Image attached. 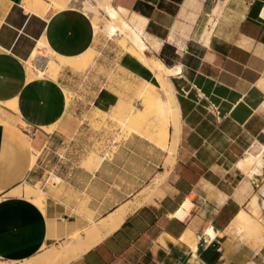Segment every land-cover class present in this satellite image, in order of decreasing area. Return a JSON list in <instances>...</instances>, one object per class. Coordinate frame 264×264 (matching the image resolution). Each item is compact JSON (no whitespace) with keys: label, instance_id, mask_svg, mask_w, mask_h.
I'll list each match as a JSON object with an SVG mask.
<instances>
[{"label":"crops","instance_id":"0c3cea01","mask_svg":"<svg viewBox=\"0 0 264 264\" xmlns=\"http://www.w3.org/2000/svg\"><path fill=\"white\" fill-rule=\"evenodd\" d=\"M23 1L0 0V106L9 114L0 113V260L5 263L38 256L78 226L67 213V187L62 196L46 191L45 211L24 193L14 194L37 174L38 162L31 169L33 156L45 147L39 133L56 127L47 139L57 138V126L68 111L60 83L50 78L28 81L26 63L36 58L41 42L47 44L42 58L52 52L78 57L94 44V26L83 11L55 13L31 4L33 11L28 12ZM221 3L206 46L201 36ZM112 5L139 35L161 44V50L170 42L182 49L183 39L193 35L202 53L187 78L181 65L167 66L159 58L167 67H180L173 78H185L188 84L177 98L186 133L173 182L163 185L158 203L154 194L148 202L154 205L137 210L79 264H264V245L253 248V241L235 231L241 212L255 222L264 220V192L256 194L252 187L264 172L252 179L235 167L246 151L242 134L264 143V0H112ZM130 64L139 75L150 76L132 59ZM99 102L108 105L105 98ZM106 162L94 173L77 167L79 171L67 175H92V182L104 175ZM67 181L73 194L87 190L71 177ZM255 196L258 217L249 206ZM189 198L193 209L188 217L175 218ZM187 230L199 238L195 254L182 243Z\"/></svg>","mask_w":264,"mask_h":264},{"label":"rangeland","instance_id":"374dc122","mask_svg":"<svg viewBox=\"0 0 264 264\" xmlns=\"http://www.w3.org/2000/svg\"><path fill=\"white\" fill-rule=\"evenodd\" d=\"M26 1L29 5L35 4L36 7L46 6L51 11V0ZM80 1L68 9L83 11L92 22V14L85 11L84 5L95 8L96 1ZM219 6H224V3L217 5L216 8ZM211 16L213 18L217 15L211 14ZM105 18L103 17V22ZM103 22L98 30L94 28L93 31L94 44L91 50L94 51V59L91 65L80 72L62 67L55 78L63 90L67 89L71 92V102L67 106L65 119L57 126L59 131L57 138L48 141L49 133L43 131L39 133L43 136L45 147L39 150L40 154L37 155V174L32 181L23 185L41 191L44 194V200L47 197L46 191L56 192L57 195L62 196L67 187V213L71 216V220L78 222V226H75L73 231H68L64 239L45 248L64 244L71 238V235L97 224L121 204L139 199L147 192H153L156 198L154 200L158 203L163 196V185L173 182L171 174L175 170L173 168L169 170L164 166L166 153L154 142L135 132L129 126L128 121L136 115H138V120L144 118L145 115L150 116L151 119L160 115L158 108L163 102L161 93L164 96L165 88L159 81L157 72L142 60L135 49L122 45V39L119 36L109 37L105 31L102 32ZM209 23L206 32L211 28V18ZM205 31L201 36L202 43ZM140 37L149 49L150 54L147 53L149 58H160L167 66L181 65L185 78L189 77L190 68L197 63V57H200L202 53L198 37L193 35L190 39H183L185 46L182 49L176 43L170 42V44H165L166 47L162 50L161 44L153 43L141 35ZM48 57H39L37 60L43 65V61ZM131 59L134 65L142 67L150 76L143 77L132 70L130 68L133 64H130ZM37 68L44 69V65L37 66ZM185 78H170L176 98L184 94L183 88L187 90L188 84ZM101 98H105L108 105L100 104ZM5 110L6 107L0 106L1 115L9 116ZM14 120L17 125L21 124L18 119ZM184 121L182 122V136L186 133ZM246 134H242L244 137L242 140H245L242 146L246 151L240 158H244L249 149L255 153L253 155L261 151V147L258 143L256 144L257 140ZM253 146L256 147L251 148ZM103 159L107 161L102 170L104 175H100L98 180L91 182L92 175H67L70 172L79 171L77 167H83L94 173ZM167 171L169 174L166 176ZM164 176L167 177H165L166 180H162ZM67 177H71L72 182L77 186L81 185L83 190L87 187V190L80 196L73 194L68 186ZM54 178H61L64 183L57 185ZM252 184L256 194H260L262 190L264 192V178L254 180ZM25 189L26 187L23 191L22 188L23 193ZM146 205L154 204L150 202ZM80 261L81 258L70 264H79ZM23 263L25 262L5 263L0 260V264Z\"/></svg>","mask_w":264,"mask_h":264},{"label":"bare ground","instance_id":"6f19581e","mask_svg":"<svg viewBox=\"0 0 264 264\" xmlns=\"http://www.w3.org/2000/svg\"><path fill=\"white\" fill-rule=\"evenodd\" d=\"M95 1V8L84 5L85 11L91 12L92 14V23L94 28L98 30L100 24L103 22L102 20H104L103 17H106L105 22H103L104 26L102 27V32L105 31L109 37L119 36L122 39V45L135 49L141 56L142 60L153 71L157 72L159 81L165 88L164 96L161 93L163 102L158 108L160 115L158 114V116L154 119H151L150 116L148 117L145 115L144 118H140L139 120L137 118L138 115H136L134 118H130L128 121L129 126L135 132L142 135L145 139L154 142L156 146H158L162 151L166 153L167 156L164 166L167 169L169 168V170H171L177 160L179 148L184 141L181 135V109L179 102L172 90V84L170 82V78L178 76L181 73V68L167 67L160 61V59L149 58L147 56V53L150 54L148 47L144 44L139 33H137V31L134 30L130 26V24L121 16V14L114 8V6L112 5V0ZM79 2L81 1L51 0L50 9L51 12L53 11L56 13L57 11L66 8L68 9L73 4L75 5ZM23 7L28 12L33 11L29 5V2L26 0L23 1ZM222 10L223 6H219L212 13L214 14V16H217L213 18V15L210 16L212 24L211 28L207 32L205 31L206 33L203 36V43H205L206 46H209L208 44L210 43V38L215 27L217 19L216 17L220 15ZM46 47V43H40L35 51L36 58L33 61L41 57L42 51ZM49 55L50 56L48 57V59L43 61L44 69L37 68V66L34 65L33 61L32 63H26V73L28 81H32L37 78H50L55 80L62 67H68L72 70L80 72L87 69L94 59V51L91 49L86 53L74 58L63 57L54 52L50 53ZM42 66L40 65V67ZM64 93L66 95L68 105L71 102L72 94L67 89H64ZM158 100L160 101L161 99ZM53 129L54 127L44 128V131H46L47 133H52ZM258 146L261 147V151L258 152L257 155H253L252 153L247 152L246 156L240 159L235 165L237 169L245 172L246 175L252 179L262 176L264 172V143L258 142ZM37 155L38 154L35 153L33 156L31 169H34L36 166ZM168 174L169 171H167L165 175L167 176ZM166 176L162 177V180H166ZM53 180L57 185H62L64 183L60 178H54ZM14 194L22 195V188H18L14 192ZM24 195L27 199L32 200L43 211H45V197L41 191L26 186ZM153 195L154 193L150 191L142 195V197L139 199L129 201L118 209L110 212L107 216L98 221L97 224L86 228L80 233L71 235V238H69L68 241H66L64 244L53 248H45L41 255L31 258L25 261V263L23 264H70L71 262L82 258L88 252L92 251L94 248L102 244L109 237L119 231L127 221V219L141 207L146 205L153 197ZM223 201L224 199H220L219 203H222ZM249 206L252 214L255 217H258L260 206L258 198L256 196L253 197V199L250 201ZM192 209L193 203L189 198L181 205L180 209L173 216L183 221L188 217ZM238 221L239 222H237L238 225L236 226L235 231H237L239 234H244L245 238L253 241V248L261 247L264 245V222H255L243 212L239 214ZM198 239L199 238L196 237L193 231L187 230L182 237V243L186 245L192 251V253L195 254L198 251Z\"/></svg>","mask_w":264,"mask_h":264},{"label":"built area","instance_id":"2783aa9c","mask_svg":"<svg viewBox=\"0 0 264 264\" xmlns=\"http://www.w3.org/2000/svg\"><path fill=\"white\" fill-rule=\"evenodd\" d=\"M34 62V65L35 66H42V63L41 62H39V60H35V61H33Z\"/></svg>","mask_w":264,"mask_h":264}]
</instances>
